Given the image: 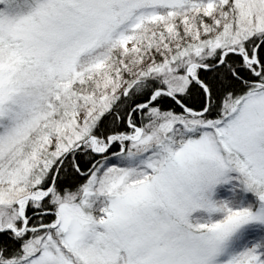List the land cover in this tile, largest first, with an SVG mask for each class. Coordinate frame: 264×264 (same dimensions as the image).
<instances>
[{"label": "snow or ice", "instance_id": "6c2138e0", "mask_svg": "<svg viewBox=\"0 0 264 264\" xmlns=\"http://www.w3.org/2000/svg\"><path fill=\"white\" fill-rule=\"evenodd\" d=\"M0 264H264V0H0Z\"/></svg>", "mask_w": 264, "mask_h": 264}]
</instances>
